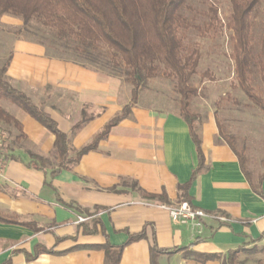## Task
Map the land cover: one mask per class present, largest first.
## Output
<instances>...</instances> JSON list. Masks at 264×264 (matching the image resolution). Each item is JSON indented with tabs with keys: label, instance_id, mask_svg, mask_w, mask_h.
<instances>
[{
	"label": "crops",
	"instance_id": "0c3cea01",
	"mask_svg": "<svg viewBox=\"0 0 264 264\" xmlns=\"http://www.w3.org/2000/svg\"><path fill=\"white\" fill-rule=\"evenodd\" d=\"M0 26L15 30L23 22L4 16ZM7 50V76L34 104H42L75 150L90 144L130 102L131 88L119 75L51 58L43 44L29 39L14 38ZM9 113L21 123L25 140L12 152L19 161L6 162L0 173V216L23 225L0 223V264H104V251L87 246L106 242L125 245L119 264H222L223 259L201 262L197 255L224 257L264 246V181L259 196L231 147L217 143L215 112H194L204 167L188 195L194 207L230 221L207 219L200 234L172 222L167 211L148 205L160 203L143 196L165 193L168 205L178 204L179 186L198 167L189 126L178 112L138 100L96 150L54 177L55 135L22 110ZM32 155L46 159L47 173L26 166ZM140 233L145 236L128 243ZM153 243L168 253L153 256ZM37 246L54 252L29 260ZM260 252L242 253L238 261L264 264Z\"/></svg>",
	"mask_w": 264,
	"mask_h": 264
},
{
	"label": "trees",
	"instance_id": "16d2710c",
	"mask_svg": "<svg viewBox=\"0 0 264 264\" xmlns=\"http://www.w3.org/2000/svg\"><path fill=\"white\" fill-rule=\"evenodd\" d=\"M192 0H0V19L10 16L23 22V26L15 29L23 33L30 28L32 21H38L47 30L53 45H65L72 52L74 59L53 55L46 46L47 55L51 58L79 63L85 67L104 70L119 75L131 88L130 102L125 105L116 117L105 125L93 141L75 150L71 148L67 135L62 133L56 122L45 113L42 104H34L21 90L16 88L7 76L9 59L0 69V123L5 126L7 138L0 146V164L19 161L12 152L16 142L24 139L21 123L6 110L2 103L9 102L27 113L56 137L54 156L58 164L52 168L54 177L64 170H70L78 164L83 155L98 148L101 140L106 138L111 129L123 119L131 115L132 108L139 100L140 91L149 80L163 77L176 83L179 95V115L189 126L191 138L196 146L198 167L193 172L189 182L179 186L180 202H190L188 192L194 180L204 167V156L201 151V138L197 129L198 116L192 111L191 105L199 90L192 84L199 61L200 52L195 50L191 55L184 54L183 39L180 29L196 28L190 24L183 14L189 8ZM232 13L226 28L232 32V53L235 64L236 87L245 95L248 101L264 114V20H262L259 39H255L253 21L258 14L262 0H230ZM208 23L205 31L216 32L223 27L218 18V9L214 5L206 12ZM202 30L201 28H197ZM204 30V29H203ZM201 35H204L201 33ZM34 41V40H33ZM77 54V55H76ZM87 59L82 62L81 59ZM93 63V64H92ZM95 64V65H94ZM260 78V90L254 87V76ZM219 135L217 143H225L236 154L241 169L247 178L253 192L262 196L264 172L255 175L248 168L245 148H238L234 136L228 134L221 125L216 114ZM85 119L73 130L79 129ZM27 167L47 173V161L43 157L32 155ZM146 199L160 204H169L165 193L152 195L143 192ZM88 212L87 210H83ZM94 215V214H91ZM0 223L23 225L20 222L0 216ZM143 233L131 235L129 242L143 238ZM103 250L104 264H119L125 245L115 247L108 242L102 245L87 246ZM245 247L230 251L226 256L197 255L201 262L213 259H223L222 264H240L242 253H251ZM51 249L37 246L35 254L28 256L29 260L37 258L42 253H53ZM174 251L170 253H174ZM151 253H168L159 250L153 243ZM3 264H11L6 261ZM153 264H155L153 262Z\"/></svg>",
	"mask_w": 264,
	"mask_h": 264
},
{
	"label": "rangeland",
	"instance_id": "374dc122",
	"mask_svg": "<svg viewBox=\"0 0 264 264\" xmlns=\"http://www.w3.org/2000/svg\"><path fill=\"white\" fill-rule=\"evenodd\" d=\"M210 5L218 9V18L223 24V27H219L216 32L205 31L209 20L206 12ZM231 13L230 0H192L189 8L183 10L190 24L196 26L188 30L180 29L183 52L187 56L195 50L200 52L198 69L192 79V84L198 88L199 95L193 99L191 108L193 112H215L226 132L236 139L237 147L245 148L249 170L259 175L264 172V114L236 87L235 64L230 57L233 47L232 32L226 28ZM262 20H264V0L261 1L258 14L253 21L256 40L259 39ZM198 27L202 30H198ZM14 38L37 41L46 45L53 55L74 59V53L67 51V46L51 44L47 30L34 20L30 28L21 34L16 30L0 26V69L7 63V49L10 48ZM81 61L86 62L87 59L82 58ZM260 85V78L255 75L254 87L258 91ZM139 102L156 110L178 112L179 95L176 92V83L163 77L149 80L140 91ZM2 105L9 112L20 110L9 102H4ZM0 132L6 133L2 128ZM259 248L262 250L254 249L251 253L261 251L260 256L264 260V246Z\"/></svg>",
	"mask_w": 264,
	"mask_h": 264
},
{
	"label": "built area",
	"instance_id": "2783aa9c",
	"mask_svg": "<svg viewBox=\"0 0 264 264\" xmlns=\"http://www.w3.org/2000/svg\"><path fill=\"white\" fill-rule=\"evenodd\" d=\"M6 141V136L2 132H0V146L3 145ZM2 170V165L0 164V173ZM150 206H155L162 210L168 212L172 222L188 225L193 230L197 231L199 234L205 227V221L207 219L218 220L221 222H229L228 218L223 216H218L214 214H209L204 210L198 209L194 207L190 202L184 201L179 202L175 205H168V204H155V203H148ZM86 219H80L79 222H85Z\"/></svg>",
	"mask_w": 264,
	"mask_h": 264
}]
</instances>
